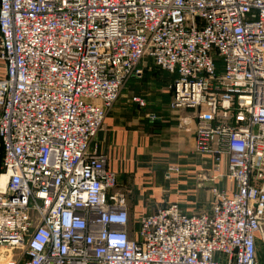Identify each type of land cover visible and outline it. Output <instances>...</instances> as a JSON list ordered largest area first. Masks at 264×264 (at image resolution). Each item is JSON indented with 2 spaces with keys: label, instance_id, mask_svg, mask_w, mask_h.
Masks as SVG:
<instances>
[{
  "label": "built area",
  "instance_id": "obj_1",
  "mask_svg": "<svg viewBox=\"0 0 264 264\" xmlns=\"http://www.w3.org/2000/svg\"><path fill=\"white\" fill-rule=\"evenodd\" d=\"M144 59L230 186L205 210L168 203L130 224L90 146ZM0 61V249L14 254L0 264H259L264 0H0Z\"/></svg>",
  "mask_w": 264,
  "mask_h": 264
},
{
  "label": "crops",
  "instance_id": "obj_2",
  "mask_svg": "<svg viewBox=\"0 0 264 264\" xmlns=\"http://www.w3.org/2000/svg\"><path fill=\"white\" fill-rule=\"evenodd\" d=\"M147 67L142 68L146 78L155 74L166 76L159 81L164 93L154 95L155 99L151 96L148 101L143 90L137 88L139 79L130 78L90 146L91 152L105 156L107 167L118 176V188L127 192L130 224L140 215L168 203H178L187 214L205 210L212 201V186H230L224 180H211L213 156L195 153L193 112L169 107L170 76L151 64ZM3 73L0 61V77ZM132 96L144 98L146 106L138 108L131 102ZM148 114H154L155 119H149ZM170 166L178 167L179 173H168ZM221 168L223 171L224 165ZM13 258L14 254L1 253L0 249V263ZM257 261L264 264L262 241L257 244Z\"/></svg>",
  "mask_w": 264,
  "mask_h": 264
},
{
  "label": "rangeland",
  "instance_id": "obj_3",
  "mask_svg": "<svg viewBox=\"0 0 264 264\" xmlns=\"http://www.w3.org/2000/svg\"><path fill=\"white\" fill-rule=\"evenodd\" d=\"M151 64V61L144 59L142 60V62H140L139 64V69H141V73L138 77H135L137 79H139V83H138V89H142L143 90V95L146 96L147 100L150 101L151 100V96L154 97V99L156 98L154 95H161L164 93V87L160 86L159 81H163L166 76L164 75H160V74H155V76L153 77H145V73L144 70L142 69L143 67H145L146 69L148 68L147 66ZM154 72V68L152 69ZM146 93V94H145ZM150 96V97H148Z\"/></svg>",
  "mask_w": 264,
  "mask_h": 264
},
{
  "label": "bare ground",
  "instance_id": "obj_4",
  "mask_svg": "<svg viewBox=\"0 0 264 264\" xmlns=\"http://www.w3.org/2000/svg\"><path fill=\"white\" fill-rule=\"evenodd\" d=\"M4 180H5V178L2 177V178H1V184H3Z\"/></svg>",
  "mask_w": 264,
  "mask_h": 264
}]
</instances>
